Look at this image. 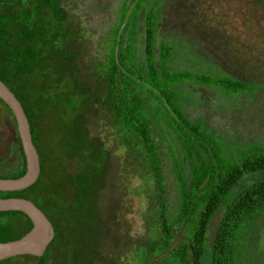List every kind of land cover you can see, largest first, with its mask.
<instances>
[{
    "label": "trees",
    "instance_id": "obj_1",
    "mask_svg": "<svg viewBox=\"0 0 264 264\" xmlns=\"http://www.w3.org/2000/svg\"><path fill=\"white\" fill-rule=\"evenodd\" d=\"M164 1L121 0L112 25L94 43L64 0H0V79L23 106L40 165L34 183L0 196L32 200L53 231L40 255H9L0 264H238L239 255L250 258L264 212V179L231 192L242 178L264 172V142L224 150L222 136L204 118L186 115L182 105L190 99L182 86L215 87L235 97L258 84L204 62L182 35L164 36L156 47ZM176 59L188 68L174 65ZM0 112L16 123L1 97ZM17 141V166L2 176L27 170L18 134ZM166 172L177 190L174 212ZM132 179L141 182L147 202L141 233L128 218ZM217 205L224 213L208 248L206 226ZM31 226L24 211L0 210V241Z\"/></svg>",
    "mask_w": 264,
    "mask_h": 264
},
{
    "label": "rangeland",
    "instance_id": "obj_2",
    "mask_svg": "<svg viewBox=\"0 0 264 264\" xmlns=\"http://www.w3.org/2000/svg\"><path fill=\"white\" fill-rule=\"evenodd\" d=\"M64 1L82 25L84 35L94 43L112 25L121 3V0ZM167 35H182L204 62L225 74L258 84L251 92L235 97L215 87L185 84L182 89L190 99L182 105L186 115L190 119L204 118V124L222 136L224 150L236 144L264 142V0H165L157 25L156 47ZM184 63L187 61L176 59L174 65L188 68ZM8 120L5 115L1 117L0 134L10 137L4 129L10 124ZM5 154L6 149L1 147L0 171L3 172L9 168L8 158H3ZM18 160L19 146L16 166ZM257 179H264V172L242 178L231 194H237L246 183ZM165 181L168 208L174 212L178 196L171 173L166 172ZM128 188L132 200L128 218L133 231L141 233L147 208L144 187L138 179H132ZM248 254V260L239 255L237 263L264 264V212L255 225Z\"/></svg>",
    "mask_w": 264,
    "mask_h": 264
},
{
    "label": "water",
    "instance_id": "obj_3",
    "mask_svg": "<svg viewBox=\"0 0 264 264\" xmlns=\"http://www.w3.org/2000/svg\"><path fill=\"white\" fill-rule=\"evenodd\" d=\"M0 97L10 107L14 119L20 144L25 156L27 170L15 178L0 177V191L23 189L36 181L40 173L39 156L32 141L29 121L23 106L13 91L0 79ZM19 209L27 213L32 221L31 228L16 239L0 241V258L28 253L40 255L52 237V226L45 213L30 199L10 196L0 197V210ZM223 210L217 205L206 226V240L213 246L221 224Z\"/></svg>",
    "mask_w": 264,
    "mask_h": 264
},
{
    "label": "flooded vegetation",
    "instance_id": "obj_4",
    "mask_svg": "<svg viewBox=\"0 0 264 264\" xmlns=\"http://www.w3.org/2000/svg\"><path fill=\"white\" fill-rule=\"evenodd\" d=\"M5 117H7L9 119L8 121L10 124H9V126H5L4 129H6L8 131V134H10V137L2 136L0 134V148L4 147L6 149V154L4 155L3 158L5 160H7V158H8L9 168H8L7 172L0 171V177L1 178H11V177L2 176V175L10 174L16 168L15 161H16V156H17V152H18V141H17V134L18 133H17V128H16V123L15 124L13 123L12 117L8 114L5 115ZM13 118H14V116H13ZM0 123H3V121H1V112H0ZM0 197H5V196H0ZM6 197H10V196H6Z\"/></svg>",
    "mask_w": 264,
    "mask_h": 264
}]
</instances>
